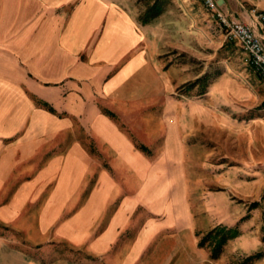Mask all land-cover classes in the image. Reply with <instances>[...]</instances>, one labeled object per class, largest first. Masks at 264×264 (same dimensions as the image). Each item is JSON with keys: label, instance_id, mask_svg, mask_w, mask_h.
I'll use <instances>...</instances> for the list:
<instances>
[{"label": "crops", "instance_id": "1", "mask_svg": "<svg viewBox=\"0 0 264 264\" xmlns=\"http://www.w3.org/2000/svg\"><path fill=\"white\" fill-rule=\"evenodd\" d=\"M137 1L0 0V264H77L74 251L93 264H220L200 239L223 222L228 199L208 194L197 202V181L169 175L162 162L189 157L182 146L213 122L212 109L168 98L162 110L174 118L169 135L179 151L153 157L98 112L99 103H122L118 111L128 116V103L170 97L182 84L180 42L162 35L181 0L147 23ZM197 1L183 0L189 31ZM222 7L255 24L253 9L264 10V0ZM34 95L60 103L61 116L40 108ZM220 124L227 130L224 117ZM74 126L92 133L108 162L73 135L53 156L54 134Z\"/></svg>", "mask_w": 264, "mask_h": 264}, {"label": "rangeland", "instance_id": "2", "mask_svg": "<svg viewBox=\"0 0 264 264\" xmlns=\"http://www.w3.org/2000/svg\"><path fill=\"white\" fill-rule=\"evenodd\" d=\"M154 1H137L141 15ZM203 2L191 4L198 13L194 31H189L184 22L187 19L184 9L189 6L183 0L180 5L173 3L179 12L167 17L162 26L165 39L180 42V48L176 49L180 54L175 59L181 67L182 84L172 91L173 95L145 99L143 104L140 101L128 103V116L118 111L124 107L122 103H114L113 107L99 103L101 111L98 112L112 120L138 151L153 157L157 153L178 154L179 151L169 135L173 132L174 118L166 116L162 110L168 98L176 103L212 109L213 122L187 138L182 146L189 157L167 156L169 159L162 162L169 175L180 171L181 174L189 173L190 178L197 181V188L201 189L194 198L197 202L202 195L208 194H212L218 203L221 197L228 199V212L220 218V209L213 208V216L223 221L217 226L238 227L241 233L228 241L221 256L215 260L220 264H264V78L240 45L226 39L217 19ZM162 4L161 13L173 8L172 0H163ZM202 10L205 14H201ZM189 35L195 37L192 39ZM176 77L179 79L178 75ZM34 96L40 108L61 116L57 105L60 103L52 104L39 95ZM65 112L64 118L72 116L67 110ZM220 117L227 120V130L225 124H220ZM162 120H165L164 128L161 127ZM64 129L55 133L53 142L47 145L53 156L65 151L66 139L73 135L84 138V146L102 162L104 159V162L109 161L99 155L102 147L94 141L92 133L77 126L69 128L68 132ZM152 160L158 162L155 157ZM179 176H176V184L180 182L179 178L183 179ZM197 207V211H206L199 204ZM83 258V254L75 251L70 254L74 263L93 264L92 261L82 262Z\"/></svg>", "mask_w": 264, "mask_h": 264}, {"label": "built area", "instance_id": "3", "mask_svg": "<svg viewBox=\"0 0 264 264\" xmlns=\"http://www.w3.org/2000/svg\"><path fill=\"white\" fill-rule=\"evenodd\" d=\"M208 11L215 17L227 39L239 42L251 63L264 78V10L253 9L255 24L228 14L217 0H204Z\"/></svg>", "mask_w": 264, "mask_h": 264}, {"label": "trees", "instance_id": "4", "mask_svg": "<svg viewBox=\"0 0 264 264\" xmlns=\"http://www.w3.org/2000/svg\"><path fill=\"white\" fill-rule=\"evenodd\" d=\"M163 0H155L154 3L140 16V20L144 23L149 22L158 16L163 10ZM241 233L238 227H228L219 225L211 229L200 239V245L207 247L211 251L213 259L221 256L225 245L229 240L239 236Z\"/></svg>", "mask_w": 264, "mask_h": 264}, {"label": "water", "instance_id": "5", "mask_svg": "<svg viewBox=\"0 0 264 264\" xmlns=\"http://www.w3.org/2000/svg\"><path fill=\"white\" fill-rule=\"evenodd\" d=\"M217 2H218V4H219L220 6H223L224 3H225V0H217Z\"/></svg>", "mask_w": 264, "mask_h": 264}]
</instances>
